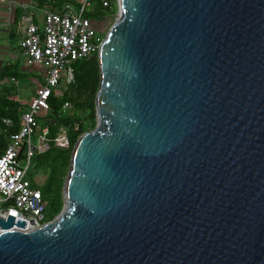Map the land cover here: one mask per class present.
Returning a JSON list of instances; mask_svg holds the SVG:
<instances>
[{
	"label": "water",
	"instance_id": "95a60500",
	"mask_svg": "<svg viewBox=\"0 0 264 264\" xmlns=\"http://www.w3.org/2000/svg\"><path fill=\"white\" fill-rule=\"evenodd\" d=\"M63 207L0 215V264H264V0H116Z\"/></svg>",
	"mask_w": 264,
	"mask_h": 264
},
{
	"label": "built area",
	"instance_id": "2783aa9c",
	"mask_svg": "<svg viewBox=\"0 0 264 264\" xmlns=\"http://www.w3.org/2000/svg\"><path fill=\"white\" fill-rule=\"evenodd\" d=\"M95 3H101L103 8L109 6L108 0H72L57 12H46L41 26L29 14L22 18L23 38L19 47L26 65L45 70V83L37 89L30 110L22 115L20 132L10 137L7 149L0 156V215L24 222L26 231L43 225L46 209L40 190L27 178L30 158L37 153V147L31 144L38 128L36 118L39 112L48 110V98L57 87L67 88L74 82L73 64L88 59L99 49L101 37L92 25L95 22L86 16L93 11L91 7ZM70 108L69 103L63 106L64 110ZM3 124L9 127L11 121L4 119ZM46 133L47 129H43L38 137V145H43L40 153L49 148ZM24 143L26 148L22 152ZM53 143L63 149L68 146V139L65 134L58 135Z\"/></svg>",
	"mask_w": 264,
	"mask_h": 264
},
{
	"label": "trees",
	"instance_id": "16d2710c",
	"mask_svg": "<svg viewBox=\"0 0 264 264\" xmlns=\"http://www.w3.org/2000/svg\"><path fill=\"white\" fill-rule=\"evenodd\" d=\"M38 5L47 3L46 0H33ZM60 2H71V0H58ZM57 2V0H54ZM109 7L103 8L101 3H95L93 6L95 13L89 12L87 17L98 22L115 13V0H108ZM17 15V14H16ZM19 17H16L18 19ZM95 22V21H94ZM98 49L85 60L76 61L73 64L74 82L70 84L63 92L58 95L55 91L48 98V110L45 117H37L39 131L32 135L39 137L40 131L47 129L45 139L49 148L41 153H35L30 158V164L33 163L34 169L38 174L44 176V181L35 182L30 180L32 186L38 188L46 202V210L49 208V217L42 224L50 222L57 216L62 207V186L69 169L70 158L73 148L79 137L94 129L96 125L95 97L100 84V73L98 67ZM27 78L28 74H20L16 71L14 65L4 66L0 69V82L4 79L15 80L17 77ZM16 87L2 85L0 88V156H2L8 147L10 137L17 135L21 129V117L27 111L20 109L19 102L15 100ZM36 97V92L34 97ZM65 103H69L71 108L64 110ZM4 119L11 121V126L3 124ZM50 120V122H47ZM45 121L46 123H41ZM65 134L68 139L66 148L55 147L53 140L60 134ZM31 137V138H32ZM25 143L22 145V152L25 150ZM31 178V176H29Z\"/></svg>",
	"mask_w": 264,
	"mask_h": 264
},
{
	"label": "crops",
	"instance_id": "0c3cea01",
	"mask_svg": "<svg viewBox=\"0 0 264 264\" xmlns=\"http://www.w3.org/2000/svg\"><path fill=\"white\" fill-rule=\"evenodd\" d=\"M46 1L47 3L38 5L33 0H0V69L4 66L14 65L20 74H28L29 77L31 72H37L44 77L45 70L42 67L26 65L19 42L23 38L22 18L24 15H31L34 23L41 26L46 12H57L68 3L58 0L57 2ZM16 17L19 18L16 19ZM19 79L18 76L15 80H9L16 87V93ZM2 84L3 82H0V88ZM14 99L17 100V96Z\"/></svg>",
	"mask_w": 264,
	"mask_h": 264
},
{
	"label": "rangeland",
	"instance_id": "374dc122",
	"mask_svg": "<svg viewBox=\"0 0 264 264\" xmlns=\"http://www.w3.org/2000/svg\"><path fill=\"white\" fill-rule=\"evenodd\" d=\"M115 6H116V0H115ZM91 8L93 10L95 9L94 6H92ZM92 13H95V11H93ZM116 13H117V6H116L115 13H113L112 15L105 17L104 19H102L99 22L97 20H94L95 24H92V25L97 29V31L99 33V37H101V42L105 38L109 28L114 23L115 17L113 15H115ZM44 77H45V74H44ZM44 77H43V75H41L40 73H37V72H31L30 76L27 78H21L20 77L18 84H17L16 96H17V101L19 102V106H20L21 110H23V111L28 110V107L32 104V101L34 99L33 97H34L35 92L44 83ZM2 82L6 86H10L12 84L7 79H4ZM65 88L66 87L64 85H60L59 87L56 88L55 92L60 96V95H62V92L65 90ZM45 116H46V112H44V111L39 112L37 115V117H45ZM47 122H50V120H48ZM41 123H46V122L40 121V124ZM38 131H39V123H38V128L35 130V132H38ZM39 133H40L39 135L42 136V131H40ZM60 135H63V133ZM31 144L33 147H37V153H40V151L43 149L42 148L43 145H41V144L38 145L39 144V138L38 137L33 136L31 139ZM37 175H38V172L34 169L33 163L30 164V166L28 168V175H27L28 180H34ZM29 176H31V178ZM44 178L45 177L44 176L42 177V174H40L37 178V181L42 182V181H44ZM49 212H50L49 208H48V210H46L44 212V220H47V218L49 217Z\"/></svg>",
	"mask_w": 264,
	"mask_h": 264
},
{
	"label": "flooded vegetation",
	"instance_id": "af4514ba",
	"mask_svg": "<svg viewBox=\"0 0 264 264\" xmlns=\"http://www.w3.org/2000/svg\"><path fill=\"white\" fill-rule=\"evenodd\" d=\"M40 174H38L36 177H35V182H39V181H37V178H38V176H39Z\"/></svg>",
	"mask_w": 264,
	"mask_h": 264
},
{
	"label": "bare ground",
	"instance_id": "6f19581e",
	"mask_svg": "<svg viewBox=\"0 0 264 264\" xmlns=\"http://www.w3.org/2000/svg\"><path fill=\"white\" fill-rule=\"evenodd\" d=\"M30 228H32V227L29 226V229H30Z\"/></svg>",
	"mask_w": 264,
	"mask_h": 264
}]
</instances>
